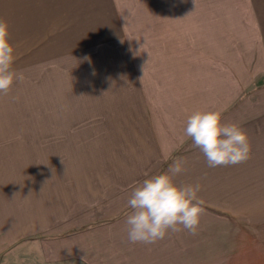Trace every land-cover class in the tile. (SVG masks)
<instances>
[{"label": "rangeland", "instance_id": "374dc122", "mask_svg": "<svg viewBox=\"0 0 264 264\" xmlns=\"http://www.w3.org/2000/svg\"><path fill=\"white\" fill-rule=\"evenodd\" d=\"M0 19L24 76L0 94V203L12 217L18 200H60L99 160L106 131H156L172 99L193 97L200 33L261 31V0H0ZM241 190L261 207V185ZM0 264L82 263L50 262L32 236Z\"/></svg>", "mask_w": 264, "mask_h": 264}, {"label": "crops", "instance_id": "0c3cea01", "mask_svg": "<svg viewBox=\"0 0 264 264\" xmlns=\"http://www.w3.org/2000/svg\"><path fill=\"white\" fill-rule=\"evenodd\" d=\"M257 24L261 31L200 33L198 54L189 63L196 76L191 80L193 97L172 99L170 116H164L156 131H106L97 165L71 181L60 200L34 204V209L31 202L18 200V213L12 217L1 201L0 251L33 236L50 262L264 264V0ZM239 37L247 42L237 44ZM196 111H219L222 123L237 124L248 136L250 158L209 167L184 134L187 118ZM178 159L185 171L173 177L174 183L200 185L204 212L196 234L180 226L155 243H131L126 219L132 212L127 203L132 191L145 179L167 172ZM249 182L261 185L252 196L261 200V207L248 204L251 195L241 190ZM5 194L1 186V200Z\"/></svg>", "mask_w": 264, "mask_h": 264}, {"label": "clouds", "instance_id": "9594fccd", "mask_svg": "<svg viewBox=\"0 0 264 264\" xmlns=\"http://www.w3.org/2000/svg\"><path fill=\"white\" fill-rule=\"evenodd\" d=\"M15 48L10 42L9 24L0 19V94H7L14 81L23 80L13 70ZM219 111H196L186 121L184 134L190 137L207 159L209 167L238 165L250 158L246 132L235 123H222ZM185 171L184 161L176 160L167 172L145 179L128 200L127 216L131 243H155L171 230L183 229L195 235L204 212L199 184L178 186L173 177Z\"/></svg>", "mask_w": 264, "mask_h": 264}]
</instances>
